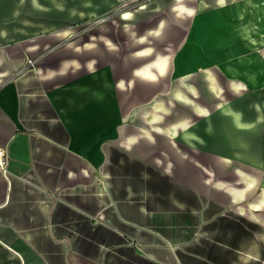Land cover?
I'll list each match as a JSON object with an SVG mask.
<instances>
[{"label": "crops", "instance_id": "crops-1", "mask_svg": "<svg viewBox=\"0 0 264 264\" xmlns=\"http://www.w3.org/2000/svg\"><path fill=\"white\" fill-rule=\"evenodd\" d=\"M123 1L0 0V264H264L260 94H240L233 109L217 97L211 108L195 103L164 128L170 148L179 140L209 149L215 135L239 186L209 184L213 174L191 170L184 156L166 159L147 135L159 130L156 113L130 104L112 29L93 26ZM157 4L174 5L189 23L172 53H135L152 56L132 81L162 69L209 85L213 72L214 81L203 69L229 68L230 59V74L249 83L263 76L264 0ZM187 112L203 117L191 124Z\"/></svg>", "mask_w": 264, "mask_h": 264}, {"label": "rangeland", "instance_id": "rangeland-1", "mask_svg": "<svg viewBox=\"0 0 264 264\" xmlns=\"http://www.w3.org/2000/svg\"><path fill=\"white\" fill-rule=\"evenodd\" d=\"M157 1L124 0L119 5H115L114 9L110 12L98 16L94 20L96 25L93 26L97 30L112 29V43L116 46L114 47V59L116 60V64H118V70L125 76H129L130 104L137 102L139 108L143 107L145 111L152 108L151 110L156 113L157 120L153 123L152 128L159 130L147 135L153 137L156 141L155 143H161L162 153L167 154L166 159H171L178 163L179 159H181L180 157L184 156L182 159H186V166L191 168V170L199 172L208 171L213 174L209 177V184H211L214 178H221L226 183L239 186V180L232 173L231 156L223 155V148L213 146L217 142L215 135H210L209 149L204 146H195V144L190 146L179 140L175 141L177 143H174V148H170L164 138V128L171 120H174L175 116H172V112L175 113L177 111L178 114L182 115L187 108H191L195 103L211 108L216 97L218 99L215 101V104L217 103L219 106L233 109L234 105L232 103L234 102V98H237L242 93L255 92L261 96H257L260 97L256 99L257 104H264V69L257 70L259 76L263 75L257 78V83H249L248 80L243 78L244 74L241 77L230 74L237 70L233 67V59H230L228 63L229 68L218 69V67H209L203 69L204 71L210 70V72H206V76H210L209 78L212 81L214 79L212 78L211 71L213 72L215 82L209 85L203 81L204 79L201 80V75H198L199 79L197 80L195 78H178L176 82L169 73L164 74L162 69V76L160 78L151 80L139 77L132 81L131 71L142 66L144 62H148L147 60L150 56L153 54L157 56L158 53L162 55L172 53L174 48L178 47L179 42H182L184 38V32L189 23V19L186 18L185 14L176 9L174 5L160 6L157 4ZM121 11L124 12V15L126 12L129 13L128 11L133 12L132 18L129 20L117 19V14ZM87 23L89 25V23H92V20L89 22L82 21L74 26L84 28L88 26ZM144 47L151 48V51H153L152 55L139 56L135 54ZM145 50L148 51V49ZM121 68L123 69L120 70ZM241 70L247 74L250 69ZM190 86L192 87L191 90ZM175 90L182 91L187 99L182 100L177 98L174 93ZM156 103L158 104L157 107L154 106ZM187 114L186 116L191 119V124H197L203 117L194 112H187ZM236 135V133H233V137L231 136L232 140ZM197 145H200V143H197ZM226 150L228 149L226 148ZM244 150L248 151L247 148ZM172 161L171 164L169 163L170 166L175 170L176 168L180 170V165L172 164Z\"/></svg>", "mask_w": 264, "mask_h": 264}, {"label": "built area", "instance_id": "built-area-1", "mask_svg": "<svg viewBox=\"0 0 264 264\" xmlns=\"http://www.w3.org/2000/svg\"><path fill=\"white\" fill-rule=\"evenodd\" d=\"M104 19V18H103ZM101 19V20H103ZM27 64H30L31 66H33L34 64V60L33 59H28ZM5 164V150L3 148H0V165L3 167Z\"/></svg>", "mask_w": 264, "mask_h": 264}]
</instances>
